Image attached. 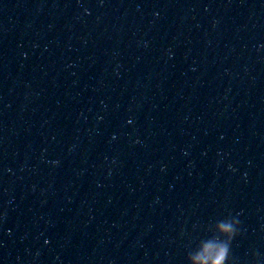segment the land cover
Returning a JSON list of instances; mask_svg holds the SVG:
<instances>
[{"label":"water","instance_id":"water-1","mask_svg":"<svg viewBox=\"0 0 264 264\" xmlns=\"http://www.w3.org/2000/svg\"><path fill=\"white\" fill-rule=\"evenodd\" d=\"M221 246L264 264V0H0V264Z\"/></svg>","mask_w":264,"mask_h":264},{"label":"clouds","instance_id":"clouds-1","mask_svg":"<svg viewBox=\"0 0 264 264\" xmlns=\"http://www.w3.org/2000/svg\"><path fill=\"white\" fill-rule=\"evenodd\" d=\"M223 227L224 226H222V228ZM208 247L211 248L212 246L209 245ZM226 254H227V247L226 246H221L218 249L217 256L213 259V264H223V262H224V260L226 258ZM201 258H203V257H201Z\"/></svg>","mask_w":264,"mask_h":264}]
</instances>
